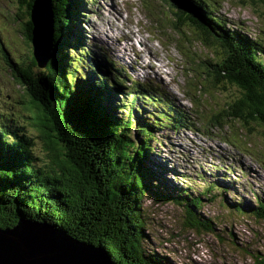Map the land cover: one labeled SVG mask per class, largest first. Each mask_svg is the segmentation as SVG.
<instances>
[{"label":"trees","instance_id":"1","mask_svg":"<svg viewBox=\"0 0 264 264\" xmlns=\"http://www.w3.org/2000/svg\"><path fill=\"white\" fill-rule=\"evenodd\" d=\"M12 1L14 20L25 16L20 28L30 44L34 0ZM163 2L170 6L175 28L194 26L208 37L213 32V41L223 48L217 62H208L212 67L208 72L213 84L233 85L238 95L210 120L223 124L237 121L247 128L256 123L264 129L262 50L214 17L206 0ZM51 4L53 37L47 64L37 66L30 53L23 62L7 56L11 78L21 87L18 103L26 124L20 127L19 119H14L9 129L11 114L0 113V227L12 226L21 214L63 229L77 240L102 246L118 264H162L163 258L151 252L143 240L141 201L145 193L151 192L156 202L184 205L186 224L195 232H214V224L194 212L201 198L188 195L183 187L160 183L148 165L152 141L158 142L150 120L138 111L133 113V103L124 99L126 118L115 106L108 110L104 105L106 89L109 99L115 95V86L107 84L111 78L103 74L100 81L92 80L97 71L89 68L95 67L91 64L84 65L79 33L76 42L69 43L70 37L75 38L74 25L79 22L84 0H51ZM21 10L25 15L19 19ZM207 66L202 70L206 80L211 77ZM113 82L120 84L118 79ZM173 113L172 118L168 113L158 116L170 121L172 127L181 123L190 126L184 114ZM157 120V126H163ZM134 124L138 137L131 135ZM16 126L18 133L14 132ZM36 142L42 145L43 156L35 152ZM203 184L202 193L211 196L218 183ZM256 201L252 211L264 218V202L259 197ZM250 257V264H264V252Z\"/></svg>","mask_w":264,"mask_h":264},{"label":"rangeland","instance_id":"2","mask_svg":"<svg viewBox=\"0 0 264 264\" xmlns=\"http://www.w3.org/2000/svg\"><path fill=\"white\" fill-rule=\"evenodd\" d=\"M111 1L90 0L85 7L81 6L79 10L83 12H80L79 22L78 20L75 22V33L84 30V39H88L91 44L89 52L92 56H94L92 50L98 52V46L101 45L117 67H126V72L129 74L143 75L142 77H147L146 81L149 78L157 81L175 106L190 117L194 126L188 127L189 129L182 127L176 130L171 126L168 127L169 129H164L165 127H158L157 123L153 125L146 121L153 128L158 140V142L152 141L153 152L147 154L146 160L148 165L153 167L152 170L155 169L160 183L183 187L188 190L185 191L188 195L201 198L199 208L193 210L204 219H210L215 227L214 232L203 230L200 233L195 232L186 224L184 205L156 202L151 192H147L141 201V219H145L142 225L147 236H144V243L151 252L163 258L162 264H250L251 254H256L257 251L264 252V218H258L252 211L259 202L256 201L257 197L264 202V129L256 123H250L249 128L242 127L237 121H227L221 126L206 123L209 117L213 118L214 115L221 114L227 103L238 95L237 88L233 85L217 84V82L213 84L212 73L208 72L212 68L208 61L218 60L223 54V48L212 38L202 35L194 26L188 25L187 32L190 37L184 34V29L180 30V34L174 32L171 29L174 23L170 22V12L160 0H114L121 15L111 10ZM214 1H216L215 11L227 26L256 42L262 50L260 58L264 60V0ZM13 6L12 0H0V41L3 42L8 57L13 61L23 62L27 60L29 53L33 58L35 57L32 55L31 45L25 42L20 28L25 21L24 10L19 12V19L23 16L24 18L14 20ZM147 9L152 10L158 21L149 15ZM101 14L106 15L104 20L101 19ZM105 19L115 23L113 29L122 27L119 28V33L112 31L114 33L112 39H115L118 47H112L103 37L97 36L96 27L101 31L104 30L107 35L111 33ZM138 29L147 39L146 43L151 45L154 56L151 57L148 51L142 52L141 58L136 53L137 56H133L132 48L139 49L136 38L141 37L137 34ZM116 34H119L118 36L121 34L119 38L117 37V41ZM180 39L183 41L182 45ZM69 41L70 45L74 43L71 37ZM122 47L125 48L124 52L129 51L128 55H131L129 61H126L127 58L126 60L121 58ZM144 54L147 56H143ZM172 56L173 62H171ZM186 56L198 59L204 66H207V63V76L211 77L206 80L205 73L200 76L197 72L201 65L195 67L188 64L190 62ZM142 58L146 63L149 62L147 66L152 62L155 66L151 65L159 73L154 75L142 73V69L138 67V65L140 67L146 65L142 63ZM161 61L168 67L157 66ZM7 62V55L0 49V113L11 114L7 119V123L10 120L9 129H11L14 126L11 120L19 119L17 121L22 125L20 127L26 123L23 109L18 103L21 87L12 80ZM151 71L154 72V69ZM7 95L11 98L7 99ZM69 97L70 100L74 98ZM117 97L120 99L121 93H118ZM128 99H134L133 95L131 94ZM135 105L144 108L141 101H136ZM122 113V118H126L127 114ZM16 128L17 126L14 132H17ZM136 130L134 125L131 131L132 137H138L135 135ZM36 143L35 152L43 156L42 145ZM211 148L219 149L223 153ZM181 154L188 158L190 166L198 168L196 169L198 173L205 175V182H202L198 176L196 178L194 173L191 174L189 167L186 169L181 167L184 163ZM233 157L234 160L230 161L229 158ZM241 158L247 165H251L252 171L255 172L253 175H250V167L240 162ZM158 161L162 166H159ZM208 164L218 166L221 170L212 171ZM176 167L184 171V176L181 178L173 175L174 172H179ZM227 170L228 173L225 172ZM220 173L227 174L223 183L217 182L218 184L214 185L218 188L213 187L214 189L210 191L211 196L202 193L205 187L203 183L223 177ZM190 175L195 182L190 178L187 179Z\"/></svg>","mask_w":264,"mask_h":264},{"label":"water","instance_id":"3","mask_svg":"<svg viewBox=\"0 0 264 264\" xmlns=\"http://www.w3.org/2000/svg\"><path fill=\"white\" fill-rule=\"evenodd\" d=\"M32 55L44 67L51 54L53 13L51 0H34ZM0 264H118L100 245L77 240L65 230L21 214L12 226L0 227Z\"/></svg>","mask_w":264,"mask_h":264},{"label":"bare ground","instance_id":"4","mask_svg":"<svg viewBox=\"0 0 264 264\" xmlns=\"http://www.w3.org/2000/svg\"><path fill=\"white\" fill-rule=\"evenodd\" d=\"M181 2V1H180ZM111 10L114 12V13H117L118 15H121V13L120 12H118V8H117V6H116V4H115V1L114 0H112L111 1ZM176 3V2H175ZM109 11V10H108ZM101 19L102 20H104V18H106V15H104V14H101ZM107 22H108V24H109V29H110V31H111V33H112V36H111V33H109V35H107V34H105L104 33V30L103 31H101L99 28H97L96 27V30L99 32L100 31V33H98L97 31V33L101 36V37H103L109 44L111 43V44H113L114 46H117V44L116 43H114V41H115V39L113 40L112 38H113V36H114V33L112 32V31H114V32H116V31H118V33H119V28L120 29H122L121 27H116L115 29H113L116 25H115V23L113 22V21H111L110 19H105ZM112 22V23H111ZM106 23V22H105ZM101 26H104L105 27V25H101ZM107 26V25H106ZM94 28V27H93ZM106 31H107V28H106ZM137 34L138 35H140V39H139V44L141 45V48L139 49V52H147L148 51V54L152 57V56H154L153 55V52H152V50H151V45H149L148 43H146V38L145 37H143L142 36V32L140 31V29H138L137 30ZM95 37V36H94ZM133 44V43H132ZM133 46V45H132ZM95 47V46H94ZM123 48V47H122ZM132 50L137 54V55H139L136 51H135V49H133L132 48ZM117 51V50H116ZM146 54H144L143 56H145ZM121 56V58L123 59V60H126L125 58H127V57H129V55H127V52H122V54L120 55ZM147 56V55H146ZM140 58H141V54H140ZM127 61V60H126ZM142 63H146L144 60H143V58H142ZM164 65H166L165 63H163V61H161V63H160V67H164ZM128 66V65H127ZM144 67H148L147 66V63H146V65H143L142 66V68H140V69H145ZM204 70V69H203Z\"/></svg>","mask_w":264,"mask_h":264}]
</instances>
